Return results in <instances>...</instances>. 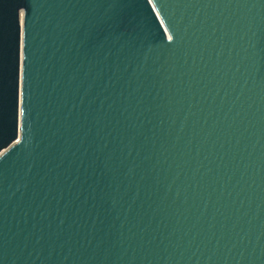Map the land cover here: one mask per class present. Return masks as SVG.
<instances>
[{
	"label": "water",
	"instance_id": "95a60500",
	"mask_svg": "<svg viewBox=\"0 0 264 264\" xmlns=\"http://www.w3.org/2000/svg\"><path fill=\"white\" fill-rule=\"evenodd\" d=\"M0 264H264V0H0Z\"/></svg>",
	"mask_w": 264,
	"mask_h": 264
}]
</instances>
